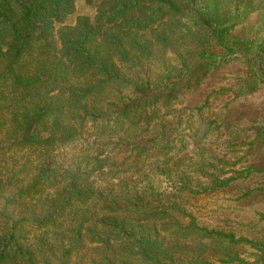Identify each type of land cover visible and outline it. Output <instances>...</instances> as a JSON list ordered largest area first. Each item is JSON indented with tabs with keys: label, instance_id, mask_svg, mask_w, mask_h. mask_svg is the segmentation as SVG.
I'll list each match as a JSON object with an SVG mask.
<instances>
[{
	"label": "trees",
	"instance_id": "16d2710c",
	"mask_svg": "<svg viewBox=\"0 0 264 264\" xmlns=\"http://www.w3.org/2000/svg\"><path fill=\"white\" fill-rule=\"evenodd\" d=\"M74 2L0 0V264H264V241L184 208L257 170L179 157L207 99L173 108L230 61L264 83V0H85L62 25Z\"/></svg>",
	"mask_w": 264,
	"mask_h": 264
},
{
	"label": "rangeland",
	"instance_id": "374dc122",
	"mask_svg": "<svg viewBox=\"0 0 264 264\" xmlns=\"http://www.w3.org/2000/svg\"><path fill=\"white\" fill-rule=\"evenodd\" d=\"M93 15V5L75 0L73 12L62 25L73 26L78 16L91 19ZM257 28V14L251 13L232 36L251 39ZM204 99L207 106L191 120L190 134L198 132L200 142L197 143V136L186 138L179 157L186 155L196 163L200 157L221 158L228 164L225 170L252 167L257 173L222 191L188 199L184 208L199 225L230 232L235 237L264 241V143L255 139L257 129L264 127V83L254 86L243 63L230 61L211 69L200 84L180 90L173 108L197 107ZM202 133L203 138L199 136ZM77 149L78 146L58 150L56 160L63 165L78 160ZM239 257L245 262L250 260L245 249ZM208 261L219 264L213 258Z\"/></svg>",
	"mask_w": 264,
	"mask_h": 264
}]
</instances>
